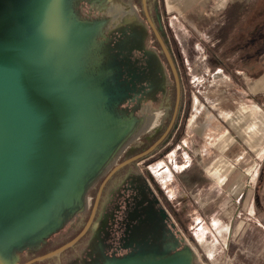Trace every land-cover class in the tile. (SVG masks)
Returning a JSON list of instances; mask_svg holds the SVG:
<instances>
[{
    "label": "rangeland",
    "instance_id": "374dc122",
    "mask_svg": "<svg viewBox=\"0 0 264 264\" xmlns=\"http://www.w3.org/2000/svg\"><path fill=\"white\" fill-rule=\"evenodd\" d=\"M102 1L68 0L67 8L76 13L80 20L91 22L105 21L111 12H124L126 22L129 21L128 17L132 20L137 13L136 8L129 3H120L125 0L114 1L111 6ZM254 3L250 0L245 5L249 6L248 12L255 20L259 17L261 56L258 68L263 76L264 0H255ZM228 5L222 0H160L157 4L169 45L177 56H181L184 102L189 107L187 121L183 122L181 130V140L170 139L168 143L171 147L175 144V147L163 158L160 157V149L155 151L158 160L149 168V174L144 170L146 161L118 172L109 181L99 218L92 228L91 241L44 264H120L129 260L159 263L183 251L187 243L196 253L190 264H264V152H259L258 145L252 147V143L249 145L244 141L235 129L224 122L218 110V105L226 104L230 97H238L247 104L254 102L264 114V90L254 91V86L260 85L264 79H252L250 64H244V69H241L242 64L237 67L235 59L238 48L235 42L238 35H232L235 41L231 40L228 47H217L216 29L222 24ZM132 23L138 25L142 44L154 46L142 18L136 15L133 21L128 22L129 25ZM254 25L257 27V21L254 24V21L245 20L243 36L246 42L253 36ZM107 28L105 32L103 28L100 34L104 33L98 37V42L104 43L99 57L108 48L107 41L113 28ZM216 47L224 51V66H213V69L209 62L210 58L217 59L214 53ZM159 71V90L165 91L171 81L168 72L164 69ZM133 96L137 97L136 92ZM123 103L116 110L118 117L133 115L131 119H139L146 115L154 116L156 127L130 144L125 150V153L128 152L121 155L123 158L117 156L118 149H115L112 160L104 167L99 168L101 163L96 171L84 176L86 182L90 180L88 175H102L105 167L107 170L110 168L115 157H119L115 162L117 165L120 158L124 160L131 151L141 146L145 137L153 136L164 118L165 109L170 107L168 94L163 101L153 105L150 99L143 97L137 99L131 108H122ZM145 108L150 114H145ZM99 123L103 124L101 121ZM253 139H257L255 133ZM263 145L262 142L260 146ZM222 156L228 160L230 169L221 170L222 179L218 183L210 177L207 169L212 168L213 161ZM145 178L148 179V186ZM99 183L84 199L77 197L72 188L65 198L67 202L54 213L47 214L46 205L42 208L44 212L36 220L40 224L35 230L47 234L14 252L19 264L37 255L43 247L61 243L83 224ZM156 185L164 197L158 193ZM80 205H84V208L74 213L72 208ZM162 214L167 216L179 237L171 232ZM46 224L48 226L44 228ZM96 246H100V252L96 251Z\"/></svg>",
    "mask_w": 264,
    "mask_h": 264
},
{
    "label": "water",
    "instance_id": "95a60500",
    "mask_svg": "<svg viewBox=\"0 0 264 264\" xmlns=\"http://www.w3.org/2000/svg\"><path fill=\"white\" fill-rule=\"evenodd\" d=\"M67 2L68 0H0V122L2 121L4 124L5 122H10L11 117H13L18 110L22 108L25 109L29 106V102L27 98H25V101L21 104L22 108L17 106V111H15L18 101V97L16 99V96L19 92L24 93V79H30V75L35 68L31 65L34 61V55L36 52L43 53V50L46 49L50 41V36L51 40L55 38L53 41L56 43V47L67 46V49L70 51L67 53L68 67H71V65L74 66L75 64L87 77L92 76V79H103L100 96H102V103H104V108L106 110L117 119L124 120L134 117L133 115L125 118L117 116L118 108L121 103H123L125 94L120 92L122 91L121 89L119 90L114 86L115 79H112L114 69L110 67V64L107 62L109 48H106L105 52L100 54L101 57L98 56L101 45H104V43L100 44V42H98V37L106 30L102 34L94 33V38H91L93 39L92 41L89 36H86L85 38L88 40L85 45L81 43L78 48L79 44H76V37L71 35L72 29H75L74 24L91 21L80 20L76 13L74 14L68 10ZM143 6L147 19L175 75L178 86V105L180 85L176 68L162 37L149 18L146 0H143ZM128 22L130 21L124 23L127 24ZM44 34H47V40L45 36L42 40ZM45 40L46 42H44ZM83 40L80 41L82 42ZM18 50H21L20 53L25 56L26 63L23 68H21V65L16 67V60L12 58L16 55ZM68 69L74 70L71 68ZM76 92L79 94L80 88L77 89ZM11 101L15 102L9 114L6 115L4 113L6 111V106ZM177 110L178 106L168 129L153 146L147 151L116 165L119 157L125 152L124 151L118 157L116 163L91 184L87 194L98 182L103 180L96 196L90 218L83 231L78 236L60 248L45 255L33 258L23 264H35L53 258L74 246L91 227L107 181L121 168L151 154L164 141L174 125ZM127 132L129 131H126L125 134H127ZM112 133L113 130L109 128L102 132L101 141L105 144L104 148L115 137ZM110 137H112V139H110ZM122 138L123 136L114 139L112 149L110 148L108 152L107 150L104 151L106 148L102 149L101 147H97L100 150L102 149L101 151H104L101 152L96 159L93 157L95 159L94 163H98L99 165L103 163L100 167L98 165L99 168H102L111 159L115 149L117 150V147L120 146ZM23 139H25V135L22 132L20 135H15L9 143L0 142V184L4 187V192H0V205L3 206L2 211H0V258L5 259V261L4 259L0 261L2 264L3 262H7L6 264H19L18 257L14 252L20 251L26 243L35 241L37 238L47 234V232L37 233L35 230L37 225L40 224L39 221L36 223V220L40 219L41 214L44 212L42 208L45 205L47 207V214L58 211L63 206L62 204L67 202L65 198L72 188L74 194H77L80 199H84L87 195H81L84 184L86 183V180L82 177V173L85 170L82 163L84 154L81 156V153L78 151L79 147L77 143H73L76 141L75 138L70 137L68 140L71 144L67 146V150L69 149L71 152H74V154L73 157L66 162V165L55 155H49V158L51 157V174H49V178H47L46 175L40 176L39 172L35 170L37 163L38 165L41 163L40 155H36L34 152L30 156L29 153L31 150L23 152L18 150V145ZM62 146H65V144L61 145L60 148H62ZM56 149L58 150V148ZM86 154H89L88 151ZM90 176L92 175H88V180ZM30 185L34 186L36 194H31L29 197L25 198L21 190L23 189V191H25V188L28 189ZM62 200L64 201L61 202ZM52 205H55V207H52ZM82 208H84V205L75 206L72 208V211L75 213ZM53 223L54 221L51 222L52 225ZM47 226V224L44 225V228ZM187 248L186 244L183 251L176 252L164 261H159V263L149 260H145L146 262L129 260L123 261V263L120 264H190L189 261L196 256V253H187ZM12 257H15L14 261Z\"/></svg>",
    "mask_w": 264,
    "mask_h": 264
},
{
    "label": "bare ground",
    "instance_id": "6f19581e",
    "mask_svg": "<svg viewBox=\"0 0 264 264\" xmlns=\"http://www.w3.org/2000/svg\"><path fill=\"white\" fill-rule=\"evenodd\" d=\"M109 14V18H113L116 15H120L122 18L121 22L119 20L116 23L108 24L107 29L123 24L126 19L124 12L114 14L111 12ZM128 20L130 21L131 18L128 17ZM74 27L75 29H72L71 35L76 37L75 41L76 44H79V48L81 43L85 45L88 40L85 38L86 36H89L92 41L93 39L91 38H94V33L100 34L103 27H106V22L76 23ZM44 36L46 38L47 34L43 35L42 40ZM53 40H51L50 36V41L46 49H44L45 53L44 50L43 53H35L34 61L31 63L35 68L30 75V79H24V93L19 92L16 96L18 101L15 111H17V106L22 108L21 104H23L25 98H27L29 106L18 110L11 117L10 122H5V124L2 121L0 122V142L9 143L15 135H20L23 132L25 139L18 145V150L21 152L31 150L30 156L34 152L36 155H40L41 163L40 165L37 163L35 170L39 172L40 176L46 175L49 178V174H51V157L49 158V155H55L66 165V162L74 154L69 149L67 150V146L71 144L68 140L73 137L76 140L73 143H77L79 153H81V156L84 154L82 157L83 168L85 169L82 177H84L89 172L98 169L99 164L94 163L95 159L101 152L108 151L112 147L114 139L123 136L121 144L119 143L120 146L117 147L118 151H116L117 156H119L129 144L137 141L141 135L146 133L154 117L151 116L150 118V116L146 115L139 119L127 118L124 119L125 121L115 118L113 114L104 108V103H102L100 91L103 79H92V76L87 77L75 64L68 67L67 53L70 51L67 46L56 47V43ZM80 40L83 41L81 42ZM20 52L21 50H18L12 58L16 60V67L21 65V68H23L26 60L25 56ZM68 68L74 70H69ZM79 88L80 93L78 94L76 91ZM14 102L11 101L6 106V111L4 112L6 115L9 114ZM144 110L146 111L145 114H150L148 109L145 108ZM100 121L103 124L99 123ZM108 128L113 130L112 134L115 137L113 139L110 137L112 140L106 145L105 149V144L101 141V137L102 132ZM126 131L129 132L125 134ZM63 144L65 146L60 148ZM97 147L105 150L101 151L102 149L100 150ZM87 151L89 154H86ZM116 158L112 161L110 167L116 162ZM105 169L102 175L108 171L106 167ZM99 176L101 174L91 176L82 189V195L85 196L87 194L91 184ZM25 189V191L21 190L25 198L31 194H36V190H34L32 185ZM0 192H4V187L1 184ZM2 208L3 206L0 205V211H2ZM187 247V253L195 254L190 244ZM3 259L0 258V261H3ZM4 263L6 264L7 262ZM0 264L2 263L0 262Z\"/></svg>",
    "mask_w": 264,
    "mask_h": 264
},
{
    "label": "flooded vegetation",
    "instance_id": "af4514ba",
    "mask_svg": "<svg viewBox=\"0 0 264 264\" xmlns=\"http://www.w3.org/2000/svg\"><path fill=\"white\" fill-rule=\"evenodd\" d=\"M114 1L120 2L119 0H111V1L110 0H103L102 2H105L108 4L110 3V6H111ZM252 2H253V4H255L254 3L255 0H252ZM87 3L89 4L90 2H87ZM94 3H100V1L94 2ZM120 3H123V4L124 3H131L136 8V12H137L136 15L140 19L142 18V21L146 24V26L148 28L150 36L153 38V43H155L154 46H146L145 44H142L141 36L139 35V32H138L139 31L138 25L135 23H132V26L126 25V24L124 25V23H123L122 25L112 29V33L110 35V38L107 41V42H109L108 48L112 49V51H111L112 57L118 56V60L121 63V65L123 66V71L126 73L121 78L122 81H119L117 83V87H119L122 90V91H120L121 93L125 94L124 100L130 99V100H126L122 104V108L134 107V103L136 102V100L141 99L142 97L150 99L151 105H153L154 103H157L160 100L163 101L165 99L166 94H168L169 99H170V107L167 106V109H165L166 111H165L164 118L160 122V126H159L158 130L156 131V133L151 137H145L141 146H138L137 149L131 151L130 156H128L124 160H122V158L124 156L123 157L121 156L122 158H120L119 163L117 165H119L120 163H122V162H124V161H126V160H128L134 156H137V155L147 151L151 146H153L164 135V133L168 129L169 125L171 124V122L173 120L175 110L178 106L176 119H175L174 125H173L171 131L169 132V134L167 135V137L151 154H149L148 156H146L142 159H139V160L121 168L120 170H118L116 173H114L112 175V177L107 181V183L103 189L102 196H101V199H100L97 211H96V215H95V218H94V221H93L91 227L89 228L87 233L74 246L67 249L65 252H63L60 255L69 254L73 250L74 247H78V246L82 245L83 243H86L87 241H91L92 228H93V225L95 224V222L97 221V219L99 218L100 211H101L103 201H104V197H105L107 189L109 187V181L116 174H118V172L124 171V170L130 168L132 165H138L141 161H146L145 162L146 166H145L144 170L148 173L149 168L158 160V158H156L155 151L160 149L159 151L161 152V156H160L161 158L168 155L172 151V149L175 147L174 146L175 144H173L171 147L170 142L168 143V141L170 139L173 140L176 138H178L179 141L181 140L182 132H183L181 130L184 127L185 121H187L186 117L188 116L189 107H187V104L184 102L185 101L184 79L182 78L181 68H180L181 56H177L175 54V52L173 51L171 45H169V40H168L166 29H164V27L161 25V17H160L158 8H157L158 7L157 4L160 3V0H146V8H147L149 18L151 19L155 29L158 31V33L162 37V39H163V41H164V43H165V45H166V47L170 53V56L173 60L174 66H175L177 74H178L179 85H180V97H179L178 105H177V99H178L177 81H176L175 75L173 73V70L169 64V61H168L159 41H158V39L154 33L153 28L151 27V24L149 23V21L147 19L146 13L144 11L143 0H125L123 2L121 1ZM245 3L246 2H240V1L233 2V3H229V5L225 8V12H224L223 17H222L223 22L220 25V27H218L216 29V33H217L216 37H218L217 41L219 43V45H217V47H219L220 45L222 47L223 46L228 47V44L230 43V41L234 40L232 35H238V38L236 40L237 42H235V47H237L239 49V50L237 49V51H236V59H235L236 63H237V67L239 68V64H242L243 68H241V69H244L245 68L244 64L252 65V69H253V71L251 73L253 76L252 79L256 80V79L260 78V76L262 75L261 72L259 71V68H258V65L260 63V56H261L260 55L259 35H258L259 28H260V25L258 24L259 17L257 16L256 20H255V18L253 16H251L250 12H248L249 6H246ZM256 4H259V2L258 3L256 2ZM109 7H108V9H109ZM83 8H84V5L82 6V9ZM86 8H88V7H86ZM89 10H91V9H89ZM107 13H108V11H107ZM107 13H106V15H107ZM259 13L260 12H258V14ZM246 19H247V21H254V24L257 21V27H255V25H254V28L256 30L254 29L253 36L251 38L247 39V42L250 41V43L249 42L247 43L245 41L246 40L245 36H243L244 35L243 31L245 30V20ZM131 21H133V19ZM247 24H249V23H247ZM123 31H125V33ZM136 32H137V34H136ZM238 42H241V43H238ZM246 43H247V45L244 46V44H246ZM217 47H216L217 50L214 52L216 54L217 59L210 58V62H209L213 69L215 66H224L223 65V63H224L223 62L224 51H222L223 50L222 48L218 49ZM154 58H157L156 61ZM226 59H228V58H226ZM227 61H229V60H227ZM247 67L251 68V66H249V65H247ZM159 69H164V71L168 72L167 73L169 76L168 78L171 81V83H169V85L166 86L165 91L159 90V82H157V79H161ZM249 71L250 70H248V72ZM132 92H133V94L126 95V93H132ZM134 92H136L137 97L133 96ZM152 117H154V116H152ZM150 118H151V116H150ZM224 122H225V120H224ZM155 127H156V118L154 117L153 122L151 123L150 128L146 131V133L148 131H150L151 129H154ZM168 146H170V147H168ZM127 152H128V150L126 151V153ZM150 179H152V178H150ZM102 181L103 180H101L97 186L96 194L93 196L92 203L90 204L88 213L83 220V224L80 227H78L67 239H65L61 243H57V244L52 245V246L43 247V249L40 250V252H38L37 255L27 259L26 262L32 260L33 258L45 255V254L63 246L64 244L69 243L70 241H72L74 238H76L83 231L84 227L86 226V224L90 218V215H91V212H92V209L94 206V202H95V199H96V196L98 194V191H99V188H100ZM145 181H146V184L148 186V184H149L148 179L145 178ZM152 181H153V179H152ZM156 188L158 190V193L160 195H163V192L161 191V189L157 185H156ZM162 197H164V195ZM155 206H156V204H155ZM169 207L173 208L170 205H169ZM173 212L177 216L176 211L174 210ZM162 215H163V218H164L166 225L168 227H170V230L174 234V236L179 237L180 235H179L178 231H176V229L172 227V224L169 221V219L167 218V216L164 214H162ZM96 249H97L96 250L97 252H100V246H96ZM60 255H58V256H60ZM58 256H55L53 258H56ZM53 258H50V259H47V260H44L41 262H37L35 264H44L48 260H51Z\"/></svg>",
    "mask_w": 264,
    "mask_h": 264
},
{
    "label": "crops",
    "instance_id": "0c3cea01",
    "mask_svg": "<svg viewBox=\"0 0 264 264\" xmlns=\"http://www.w3.org/2000/svg\"><path fill=\"white\" fill-rule=\"evenodd\" d=\"M248 2L250 0H222L224 3H233V2ZM128 5H132L129 3ZM133 6V5H132ZM136 16L133 15L132 19H134ZM122 16L116 15L113 18H109L105 20L106 25L110 23H116L117 21L120 20L121 22ZM126 23H124L125 25ZM122 25V24H120ZM120 25L114 26L113 28H116ZM126 25H129L128 23ZM106 26V27H107ZM132 26V24H130ZM105 27V30H106ZM125 33V31H123ZM112 49H108L107 53V62L110 64V67L114 69V75L112 79H115L114 81V86L120 90L119 87H117V83L119 81H122L123 75L126 73L123 71V66L118 60V56H113L111 55ZM155 61L157 58H154ZM260 79H264V74L263 76H260ZM255 90L258 91L259 89L264 90V81L259 84H256L254 86ZM228 102H225L226 104L218 105V110L220 111L221 117L233 128L236 130L238 134L242 136V139L246 141L249 145L252 143V147L255 145H258L259 152L263 153L264 152V145L260 146L261 143H264V114L259 110V107L255 105L253 102L251 104H247L243 99L238 98V97H230L228 99ZM202 131V129H201ZM255 136L258 139H253V136ZM213 167L210 169H207L208 174L210 177L217 181L219 183L220 179H222L221 176V170L223 168H226L227 170L230 169V165H228V160L225 159L223 156L220 157L218 160L215 159L213 161ZM222 183V180L221 182Z\"/></svg>",
    "mask_w": 264,
    "mask_h": 264
},
{
    "label": "trees",
    "instance_id": "16d2710c",
    "mask_svg": "<svg viewBox=\"0 0 264 264\" xmlns=\"http://www.w3.org/2000/svg\"><path fill=\"white\" fill-rule=\"evenodd\" d=\"M65 245V244H64ZM60 248V247H59ZM58 249V248H57ZM54 251V250H53ZM65 252V251H64Z\"/></svg>",
    "mask_w": 264,
    "mask_h": 264
}]
</instances>
